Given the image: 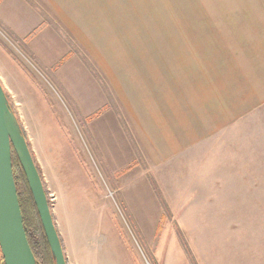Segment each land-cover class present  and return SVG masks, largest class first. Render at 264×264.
<instances>
[{
    "label": "rangeland",
    "instance_id": "374dc122",
    "mask_svg": "<svg viewBox=\"0 0 264 264\" xmlns=\"http://www.w3.org/2000/svg\"><path fill=\"white\" fill-rule=\"evenodd\" d=\"M97 2L86 19L103 42L98 55L40 3V58L0 22V77L66 251L82 264H264V99L258 105L235 64L248 53V42L237 49L245 35L261 25L264 41V0H122L121 12L119 0ZM28 3L4 13L36 32ZM196 40L219 53V65L188 72L181 101L134 105L101 56L121 52L141 67L165 51L178 66L189 54L194 63ZM144 70L133 78L146 87Z\"/></svg>",
    "mask_w": 264,
    "mask_h": 264
},
{
    "label": "crops",
    "instance_id": "0c3cea01",
    "mask_svg": "<svg viewBox=\"0 0 264 264\" xmlns=\"http://www.w3.org/2000/svg\"><path fill=\"white\" fill-rule=\"evenodd\" d=\"M10 1L11 0H0V22L3 24L4 27H6L9 30L12 36L17 38V40H20L23 38H26V39L29 38V43H33V47H34V48L31 47L30 49L34 51V54L36 55V57L38 56L40 58L41 56H40L39 50L36 49L35 47L36 46L35 43H37L36 42L37 39L43 38L44 36L43 34L45 33L43 29L40 30V27L42 26L40 23L42 16L36 12V10H38L36 8V4H35L36 2L43 5L47 11L56 12L58 17L60 16L62 20L64 21V24L67 26L65 27L68 30L69 29L71 30L73 37L76 39V41L80 42V44L82 43V46H84L85 45L84 42L87 41L90 47L91 45L96 47L97 55L100 54V52L102 51L101 48H102L103 42L101 41V38L99 40L98 36H96L95 34L91 36V33H96V32H93V31L90 32L91 27L88 23V19H86V17H88L92 23V18H94L93 17L94 12L98 10L96 7H94L98 4L97 0H84L85 4L82 3V5L81 4L78 6L76 5V7H74L76 0H12L11 2ZM71 1L72 3L70 4ZM16 2L19 5L22 4L25 6L29 2L28 5L33 9L31 10L32 16L35 17L36 29H37L36 32L34 31V29L33 31H29V29L23 30L21 28L17 29V27L12 25V23L8 20V18L6 17L4 13L5 11L4 8H6L9 3L11 5V4H16ZM86 4L88 6L85 8ZM131 4H133V2H131ZM117 5H118L117 9L120 10L121 12L122 0H119V3ZM7 9L8 8H6V10ZM85 9H87V15L84 12ZM90 11H94L93 15L89 14ZM103 14L105 16V13ZM259 14L261 16V13ZM80 16L82 18V23L78 22L77 18L75 19V17H80ZM120 17H121V14L118 16V19L115 18L116 19L115 25H118L122 22ZM260 29H261V25L255 32L257 36L245 35L246 41L245 42L242 41V44L239 45L237 49L238 48L244 49L246 42H248L249 45L246 47V49H248V53L245 56L242 55V59H243L242 62L235 63L240 72L244 70L245 84L248 85V87L251 88V90H254L258 94V95L255 94V97H254L258 105L261 104L260 99H264V41L262 39V35L260 36ZM104 33L108 36V38H110L111 35H114L113 33H107V31ZM81 39L83 40V42L81 41ZM100 42L102 43L101 45H100ZM204 44L205 43L202 44V41L196 40L195 52L193 53L194 58H195L194 63L190 61L191 54H189L187 55V57L189 58V61H185L183 64L179 63L178 66H174L173 62L170 59L169 54L166 53L165 51H162V52H159L156 50L151 51L150 54L146 57L145 63L142 64L141 67L139 66V64L136 63L135 57H134L135 62L128 63L127 55L124 54V56L122 57L121 52L115 53V52H112L111 50L107 51L106 49L104 54H101V56H102V60L103 59L105 60V63H106L105 65L108 68L110 74H112V76L114 77V80H116L118 85L120 84L119 86L122 87L123 92L126 93L129 100H131L133 97L131 101L132 103H134V105H137L135 104L136 100H137V103L139 100L143 103L146 101V103H148L149 105H154V102L156 101L155 98H157V100H163V99L165 100V97H169L171 100L175 98V100L177 101L187 99V88H188L187 74L188 72L194 73V74H197L199 72L200 74H202V72L205 71V69L204 70L202 69L206 67H209V68L214 67V72H215V69L219 65V53L216 50H210L207 46H204ZM8 63L11 67L15 68V71L16 70L18 71L16 66L12 62H10V60H8ZM192 67L197 68V70L196 71L193 70ZM226 67L229 70L232 69V65H227ZM137 68L146 69V71L144 70L145 76H142V77H147V79L150 80L151 85L147 83L146 87L140 86L142 85L141 82L143 80L138 79V78H133L134 75L136 76ZM73 70L76 71L75 68ZM1 74L4 75V70H2ZM128 75H131V77ZM247 76H250V77L248 78ZM154 77L155 79H153ZM0 83L3 89H5V86H4V83L1 77H0ZM172 83L174 84L172 85ZM68 84L70 85L69 82ZM156 84L162 87V93H160L159 91H156L155 89ZM198 87L196 88V90L200 91V86ZM245 90L247 93H249L248 88L245 87ZM129 92H133V94ZM260 96L262 97L260 98ZM245 100H247L246 97H244V101ZM182 106H185L186 108L181 109V110L179 109V112L181 113L180 118L188 117L187 112H186L187 110L186 101L182 104ZM192 106H193L192 104L189 105L190 108ZM135 111H136V114L138 115V118L142 119V113L136 107H135ZM195 115L202 116L201 110L199 111L198 114L195 113ZM180 125L187 126L188 124L180 123V124H177L176 126H180ZM47 190H48V187H47ZM49 196L51 197L52 195L49 194ZM53 214L55 215L54 211H53ZM56 225H57V222H56ZM57 228L59 231L58 225H57ZM59 235L64 245V241L60 234V231H59ZM64 249H65V245H64ZM67 251L65 249V254H66L68 264H82V262L78 260L75 254V251H73V254L68 248H67Z\"/></svg>",
    "mask_w": 264,
    "mask_h": 264
},
{
    "label": "water",
    "instance_id": "95a60500",
    "mask_svg": "<svg viewBox=\"0 0 264 264\" xmlns=\"http://www.w3.org/2000/svg\"><path fill=\"white\" fill-rule=\"evenodd\" d=\"M12 153L24 173L54 264H66L37 166L0 83V252L2 264H37L28 244L13 175Z\"/></svg>",
    "mask_w": 264,
    "mask_h": 264
},
{
    "label": "trees",
    "instance_id": "16d2710c",
    "mask_svg": "<svg viewBox=\"0 0 264 264\" xmlns=\"http://www.w3.org/2000/svg\"><path fill=\"white\" fill-rule=\"evenodd\" d=\"M4 92H5V90H4ZM6 97L9 101V97L7 94H6ZM9 104H10L11 110L16 115L14 108L11 105L10 101H9ZM16 117H17V115H16ZM20 126L22 129V133H23V135L27 141V136L24 132V129H23L21 124H20ZM27 144H28V141H27ZM32 157H33V155H32ZM34 162L37 165L35 159H34ZM12 165H13V175H14V181L16 184L18 202H19V206H20V210H21V214H22V218H23V226H24L26 238H27L28 244L30 246V249H31V251H32V253L36 259L37 264H54L52 257H51L49 247H48V244H47V241H46V238H45V235H44V232H43V228L41 226V222L39 220V216L37 214V211H36L33 199H32V195H31L29 187L27 185L24 173H23V171L19 165V162H18L14 153H12ZM37 169L39 171L38 167H37ZM39 174H40V171H39ZM40 177L42 179L44 189H45V192L47 195L48 204H49L50 211L52 214V219L54 221L55 228L59 234V231H58V228L56 225V217L53 214V206H52L51 198L48 195V190H47V187L45 186V182H44V179L42 178L41 174H40ZM59 239H60L64 254H65L64 245H63L62 239L60 238V235H59ZM65 257H66V254H65ZM66 264H68L67 258H66Z\"/></svg>",
    "mask_w": 264,
    "mask_h": 264
}]
</instances>
